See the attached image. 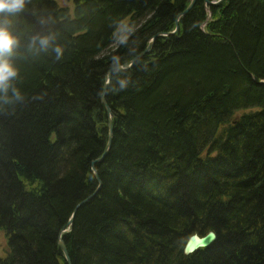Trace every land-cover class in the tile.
Listing matches in <instances>:
<instances>
[{"label":"trees","instance_id":"trees-1","mask_svg":"<svg viewBox=\"0 0 264 264\" xmlns=\"http://www.w3.org/2000/svg\"><path fill=\"white\" fill-rule=\"evenodd\" d=\"M188 4L27 0L9 15L0 264H66L62 230L72 264H264V0H198L128 68ZM110 70L101 187L65 228L98 185Z\"/></svg>","mask_w":264,"mask_h":264},{"label":"water","instance_id":"water-1","mask_svg":"<svg viewBox=\"0 0 264 264\" xmlns=\"http://www.w3.org/2000/svg\"><path fill=\"white\" fill-rule=\"evenodd\" d=\"M197 1L198 0H189V4L186 7V9L177 16L175 31L171 32V33H168V34L167 33H158L155 36H153L152 39L149 41L146 49L139 56H137L136 58L133 59L131 64L128 66V68H130L134 64V62L136 60L140 59L145 54H147V52L152 48V46L154 44V41L157 38L163 37V36L173 35L179 29L178 25H179L180 19L183 16H185L194 7V5H195V3ZM222 2H223V0H204L205 6H208V7L216 6V5H218V4L222 3ZM123 69H126V68H123L121 66L115 68V70H123ZM110 80H111V70L107 73V80H106V83L104 85L101 97H100V102L105 107L106 112H107L108 129H109L108 141H107L105 150L102 153V155L100 157H98L97 159H95L94 161H92V163H91V170L93 172V175H94L95 179L98 182V185H97L96 189L94 190V192L90 196L85 198L82 202H80L74 208V210H73V212L71 214V217L69 218L65 228H68L69 226H71L73 224L74 216H75L76 211L78 210V208L80 206H82L83 204H85L87 201H89L99 191V189L101 187V182L99 181V177H98L97 171L95 169V166L97 164H100L103 161L104 157L108 154V152L110 150V147H111V143H112V137H113V132H112V130H113V128H112V113H111L110 108L108 107V104H107V101H106V98H105L108 86L110 84ZM62 233H63V230L60 231V233L58 235V245H59V247L62 250V253L64 255L66 264H72L70 256H69V254L67 252L66 245H65V243H64V241L62 239ZM215 241H216V234L214 232H212V231L208 232L204 236H198L197 234H194V235L190 236L189 239L187 240V242H186V244L184 246V254L185 255H190V254H192V253H194V252H196V251H198L200 249L207 248L210 245H212Z\"/></svg>","mask_w":264,"mask_h":264},{"label":"clouds","instance_id":"clouds-1","mask_svg":"<svg viewBox=\"0 0 264 264\" xmlns=\"http://www.w3.org/2000/svg\"><path fill=\"white\" fill-rule=\"evenodd\" d=\"M27 0H0V92H5L9 88L10 79L17 75V68L7 59V56L13 51L18 44V37L9 27V15L21 12L26 6ZM35 39V37H34ZM49 42L48 37H40L42 46H46ZM61 49L57 48V53ZM121 87H125L127 82L121 81ZM16 94L20 93L16 90Z\"/></svg>","mask_w":264,"mask_h":264},{"label":"rangeland","instance_id":"rangeland-1","mask_svg":"<svg viewBox=\"0 0 264 264\" xmlns=\"http://www.w3.org/2000/svg\"><path fill=\"white\" fill-rule=\"evenodd\" d=\"M223 1H224V0H223ZM204 7H205V10L209 12V10H208L209 7H208V6H205V3H204ZM207 18L209 19V15H208ZM145 49H146V48H145ZM145 49H144V50H145ZM147 53H148V52H147ZM186 242H187V241H186ZM185 244H186V243H185ZM2 245H3V241H2V239H1V237H0V247H1Z\"/></svg>","mask_w":264,"mask_h":264}]
</instances>
